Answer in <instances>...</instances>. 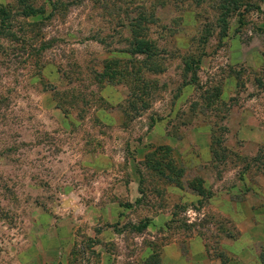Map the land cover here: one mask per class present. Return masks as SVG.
<instances>
[{
    "label": "rangeland",
    "instance_id": "1",
    "mask_svg": "<svg viewBox=\"0 0 264 264\" xmlns=\"http://www.w3.org/2000/svg\"><path fill=\"white\" fill-rule=\"evenodd\" d=\"M0 4V264H163L197 236L204 262L264 264L263 228L228 251L213 190L264 222V0ZM160 146L182 174L146 168Z\"/></svg>",
    "mask_w": 264,
    "mask_h": 264
},
{
    "label": "crops",
    "instance_id": "2",
    "mask_svg": "<svg viewBox=\"0 0 264 264\" xmlns=\"http://www.w3.org/2000/svg\"><path fill=\"white\" fill-rule=\"evenodd\" d=\"M207 153L209 155L207 158H211L208 149ZM218 187V185H215L213 189L215 193L214 198L219 199L216 204L222 205L223 210H221L223 211V213L231 218L240 230L239 238L233 239L228 245L227 249L230 253L232 252L237 257H241L243 259L246 254H249V252L251 251L252 244L254 243L255 245V242L252 239L253 232H258L260 228L264 229V222L261 221V219L254 222L250 220L249 215L246 214L243 208V202L238 200L234 201L231 198L227 188L224 189L223 187L219 189ZM216 194L217 197H215ZM189 255L191 256V259L186 258V256H184L174 246H168L164 252L163 264H217L216 262L210 260L208 262H204V257L208 256L207 247L206 243L199 236L193 238L190 241ZM197 258H199V260Z\"/></svg>",
    "mask_w": 264,
    "mask_h": 264
},
{
    "label": "trees",
    "instance_id": "3",
    "mask_svg": "<svg viewBox=\"0 0 264 264\" xmlns=\"http://www.w3.org/2000/svg\"><path fill=\"white\" fill-rule=\"evenodd\" d=\"M23 11H24L23 12L24 15H26V16H36V15L40 14L42 10L28 5L24 8ZM0 16H1V18H0L1 23H5L6 20L9 18V10L6 7H4L2 4H0ZM136 43L143 45L142 41H140V42L136 41ZM151 48H152V44L148 50L149 53H147V55L144 59L145 62L142 61V63L146 64V66H143V68L150 67V71L151 70L153 71V70H156V69H154L156 62L152 59H154L156 57L157 50L156 49L154 50V47L152 49ZM151 50H153V52H150ZM192 61H195V60L192 59ZM113 63H114L113 60L110 61L108 63L109 66L107 68L112 67ZM159 67H160L159 64H157V68H159ZM148 70H149V68H148ZM131 73L134 75V77L131 80H132V82H135L134 88H133L134 89L133 98L134 99L136 98L137 100H139L141 98L139 97L140 92H139L138 86H140L141 84H144L142 81L141 70L139 69V70H137L135 72H131ZM170 150H171V148L169 146H160V147L154 149L153 151H151V153L147 154L145 161H144L146 168L153 170L157 175L161 176L162 178H169L171 173L174 171H176V173L182 174L183 169L176 166L174 163L175 161H173L171 158L168 159L170 157ZM197 181H198L197 179H194L193 181H191L189 183V187L192 190L197 191L198 192L197 194L199 196H201V195H203V193H202V190H200V188L198 187L199 185H197V183H198ZM204 189H206V188H204ZM228 236H227L228 238H234L230 235H228Z\"/></svg>",
    "mask_w": 264,
    "mask_h": 264
}]
</instances>
